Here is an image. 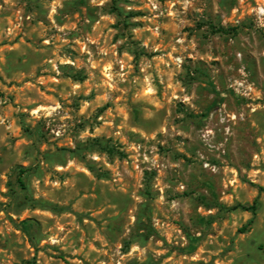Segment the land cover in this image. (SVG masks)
Returning a JSON list of instances; mask_svg holds the SVG:
<instances>
[{
    "label": "rangeland",
    "instance_id": "rangeland-1",
    "mask_svg": "<svg viewBox=\"0 0 264 264\" xmlns=\"http://www.w3.org/2000/svg\"><path fill=\"white\" fill-rule=\"evenodd\" d=\"M0 264H264V0H0Z\"/></svg>",
    "mask_w": 264,
    "mask_h": 264
},
{
    "label": "trees",
    "instance_id": "trees-1",
    "mask_svg": "<svg viewBox=\"0 0 264 264\" xmlns=\"http://www.w3.org/2000/svg\"><path fill=\"white\" fill-rule=\"evenodd\" d=\"M23 170H24V169L21 168V169H20V173H22ZM20 173H19V176L17 177V181H18L20 184H22V179H21V177H20V175H21ZM251 208H252L253 210H255V206L252 205Z\"/></svg>",
    "mask_w": 264,
    "mask_h": 264
}]
</instances>
